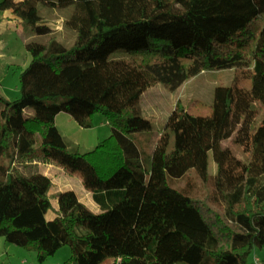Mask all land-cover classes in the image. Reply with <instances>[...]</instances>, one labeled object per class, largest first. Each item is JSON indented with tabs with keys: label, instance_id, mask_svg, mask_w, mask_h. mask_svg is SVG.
<instances>
[{
	"label": "trees",
	"instance_id": "16d2710c",
	"mask_svg": "<svg viewBox=\"0 0 264 264\" xmlns=\"http://www.w3.org/2000/svg\"><path fill=\"white\" fill-rule=\"evenodd\" d=\"M14 1L0 0V10ZM38 4L73 6L64 20L70 45L41 23ZM13 13L46 40L25 42L30 61L19 73V96L0 95V237L36 252L40 263L62 246L71 252L63 264L107 256L116 257L111 264H248L257 257L264 246V0H148L137 18L125 16L122 0H21ZM118 49L127 57L110 58ZM223 69L233 71L230 84L214 89L211 104L178 100L142 157L130 137L151 129L141 95ZM60 112L82 128L102 114L110 135L93 150L72 152L55 125ZM232 136L245 160L223 145ZM35 159L78 171L101 212L76 214L78 198L68 189L57 193L48 219L51 179Z\"/></svg>",
	"mask_w": 264,
	"mask_h": 264
},
{
	"label": "rangeland",
	"instance_id": "374dc122",
	"mask_svg": "<svg viewBox=\"0 0 264 264\" xmlns=\"http://www.w3.org/2000/svg\"><path fill=\"white\" fill-rule=\"evenodd\" d=\"M19 2V0H15L11 10ZM122 2L125 16L137 18L142 15L148 0H122ZM72 11L73 6L50 8L38 4V12L42 18L41 23L51 28L52 33L66 45H70L74 37L73 33L64 26L65 18ZM3 14V11L0 10V95L10 100L19 96V73L30 61V55L25 49V42L27 40L43 42L46 38L44 36L37 37L33 26L14 17L11 12ZM9 14H12V16ZM126 57V52L121 49L114 51L110 56L113 59ZM232 76L233 71L231 69L205 70L186 80L175 91L167 90L160 83L149 87L142 94L139 106L143 117L150 121L151 129L130 134V137L137 143L142 157L151 154L161 133L165 131L167 118L178 100L185 107L191 106V103L195 100L211 104L214 89L218 86H228ZM59 100L57 98L50 102ZM24 112L25 115H29L32 113V109L26 108ZM60 124H62V126L60 125V129L64 132L67 148L72 152L85 153L93 150L99 141L104 140L110 135V127L105 117L99 113L94 114L92 117V126L90 128L80 127L73 118H71V123L65 120ZM223 145L229 147L238 159H246V154L243 152L242 147L234 142L233 136L224 140ZM171 147L172 143L169 145V150ZM39 160L41 161V159H36L37 162ZM52 162L57 166V169L54 171H59L62 176H66L69 180L68 186L73 188L72 190L78 196H82L81 192L84 190V186L80 182L79 172L68 171L61 164L55 161ZM208 169L209 173L213 174L215 172V165L210 152L208 154ZM178 184L182 185L183 182L181 181ZM195 187L199 193L204 192L203 186L199 182H196ZM56 193V189H51V208L46 213L48 219L56 215ZM75 211L78 215H84L87 213H99L101 209L97 204L90 206L80 201ZM70 253L69 246H62L55 254L48 256L40 263L36 252L6 242L3 237H0V264H63V262L69 259ZM253 256L249 257L248 264H255ZM255 256L260 258V260L264 259V246L255 250ZM115 259L116 257L107 256L100 264H111Z\"/></svg>",
	"mask_w": 264,
	"mask_h": 264
},
{
	"label": "crops",
	"instance_id": "0c3cea01",
	"mask_svg": "<svg viewBox=\"0 0 264 264\" xmlns=\"http://www.w3.org/2000/svg\"><path fill=\"white\" fill-rule=\"evenodd\" d=\"M18 1V0H17ZM20 2L19 3H16V5H14V8L13 10H11V7L10 9L6 10V11H3V15L7 14V12H11L13 14L14 17L15 14L13 13V11L18 8L21 4V0H19ZM12 14H9L12 16ZM10 16V18H11ZM142 96V95H141ZM71 116L65 112H60L58 113L56 116H55V125L57 127V129L59 130L60 134L62 135L63 137V140L65 141V138H64V132L61 131L60 129V125L62 126V124H60L62 121H68V123H71ZM75 121V120H74ZM66 143V142H65ZM67 145V144H66ZM34 164L37 165V168L39 169V171H41L43 174L47 175L50 179H51V187H50V191L48 192L49 195L51 194V189H56L57 193L58 192H61V191H64V190H58V189H73L71 188L70 186H68L69 184V180L66 176H62L60 174V172H55L54 170L57 169V166L54 162L52 161H36V159L33 161ZM80 182H81V178H80ZM82 184V182H81ZM83 186V185H82ZM84 190H82V196H78L77 193V198H78V203L80 201H82L83 203H87L88 205L92 206L93 204H97L94 200H93V197H92V193L91 191L89 190H86L85 188H83ZM56 193V195H57ZM81 195V194H80ZM55 201H56V198H55ZM57 205V203H56Z\"/></svg>",
	"mask_w": 264,
	"mask_h": 264
},
{
	"label": "built area",
	"instance_id": "2783aa9c",
	"mask_svg": "<svg viewBox=\"0 0 264 264\" xmlns=\"http://www.w3.org/2000/svg\"><path fill=\"white\" fill-rule=\"evenodd\" d=\"M254 262H255V264H260V261L257 257L254 258Z\"/></svg>",
	"mask_w": 264,
	"mask_h": 264
}]
</instances>
